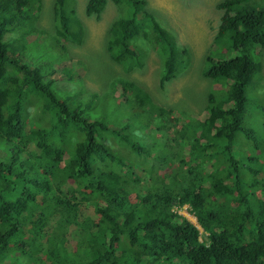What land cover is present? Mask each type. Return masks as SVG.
Wrapping results in <instances>:
<instances>
[{"label": "trees", "instance_id": "16d2710c", "mask_svg": "<svg viewBox=\"0 0 264 264\" xmlns=\"http://www.w3.org/2000/svg\"><path fill=\"white\" fill-rule=\"evenodd\" d=\"M108 1L87 0L86 13L101 14ZM112 2L120 12L108 34L110 57L131 72L142 66L137 42L146 40L162 58V83L170 82L187 50L149 13L147 0ZM42 4L0 0V255L14 240L23 248L26 234H45L51 248H40L41 264H264V133L259 140L244 124L246 89L263 70L257 48L264 49V6L218 3L223 15L206 76L223 88L209 94L206 119L172 131L164 127L172 112L134 82L120 78L111 87H120L118 97L146 122L115 96L102 102L55 90L51 77L63 60L52 52L33 57L34 67L26 63L27 37L39 31L25 28V14ZM52 6L57 43H81L74 0ZM110 116L121 123L114 127ZM132 118L159 132L149 135V149L130 135ZM109 137L133 157L107 144ZM187 204L204 233L172 211ZM71 226L78 245L70 251L63 242Z\"/></svg>", "mask_w": 264, "mask_h": 264}, {"label": "rangeland", "instance_id": "374dc122", "mask_svg": "<svg viewBox=\"0 0 264 264\" xmlns=\"http://www.w3.org/2000/svg\"><path fill=\"white\" fill-rule=\"evenodd\" d=\"M222 1L147 0L149 13L164 28H168L174 34L179 45L187 50L185 64L168 83H162L161 81V56L151 43L146 40L141 39L137 42L143 52L142 66L131 72L126 71L110 57L107 51L108 34L112 23L119 17L120 12L112 0L108 1L104 11L99 15H88L86 13L87 0H74L73 13L83 28V40L81 43L62 41L61 44L57 43L54 29L52 14L54 0H43L39 11L35 9L33 13L27 12L25 14V16H29L26 19L25 28L37 27L39 33H32L27 37L33 45L25 53L26 58L24 56L23 58L26 63L34 67L33 57L42 55L47 57V51L50 52V55L52 52V57L63 60L61 63H55L54 67L58 70L51 77V79L54 78L58 81L56 87L53 85L55 90L65 91L69 94L79 91L84 93L87 99H96L93 95H97L102 102H105L108 96H115L117 97V102L123 103L122 105L126 110L140 114V117L146 122V116L141 115V110L132 109L123 100L125 98L118 97L119 93H122L120 87H116L115 91L111 87L112 82H116L120 78L134 82L141 87L153 104L172 112V114L168 115L170 119L169 125L165 124L164 127H169L172 131L179 130L192 121L206 119L209 94L223 88L224 83L215 82L206 76V68L208 67L206 58L210 51L214 49V38L223 15L217 5ZM247 2L248 5L254 7L264 6V0H247ZM135 40L132 43L135 44ZM10 42L16 43L17 40L11 37ZM61 46L65 47L66 51L64 54L59 49ZM257 51L263 64V70L246 89L249 102L244 124L254 127L257 131L258 139L261 140L264 133V49L258 47ZM18 54L20 53L15 55L19 57ZM64 69L72 72L73 79H68V74ZM78 98L80 99V96ZM109 107L104 109L107 113L110 112ZM102 116L104 115L96 114L94 118H102ZM176 116L178 118L174 120L172 117ZM109 119L113 122L114 127L121 123L122 120L111 116ZM132 121L129 131L130 135L143 144L146 149H149L147 147L149 145H145V142L151 143L149 135H152V138L155 139L157 137L156 134L159 132L153 130L150 126L142 127L135 118H132ZM158 121L161 122V120ZM168 135L170 137L171 134ZM110 139L107 144L115 145V148L121 147L117 143L113 144L114 139L112 140V137ZM151 144L153 146L154 143ZM150 150L153 151V149ZM121 151L124 152L123 154L133 157L130 152L122 147ZM248 151H250V146L244 149L245 153ZM260 152L261 150H258L256 154ZM237 154L240 155L239 150ZM249 155L251 156L252 153H249ZM145 167L147 168L148 165H145ZM62 171L63 169H58V173H62ZM132 196L136 198L135 194ZM258 196H261L260 192ZM176 207L172 209L173 212L186 216L200 229L201 233H204L198 224L196 216L192 213L190 205H178ZM72 227L70 232H68L69 230L66 231L63 242V245L68 246L70 251L78 245L77 236L71 230ZM49 228L50 225L48 224L43 232L49 230ZM57 231L65 232L59 225L57 226ZM55 232L56 229L50 231L48 235L52 236ZM22 239L25 243L23 248H21V245L15 244L14 240L9 245L8 250H2L0 264H41L43 256L40 248L43 247L45 249V246L48 245L49 237L43 234L42 239L35 240L30 234H26ZM202 239L206 240V236L202 235ZM48 246L50 249V245Z\"/></svg>", "mask_w": 264, "mask_h": 264}]
</instances>
